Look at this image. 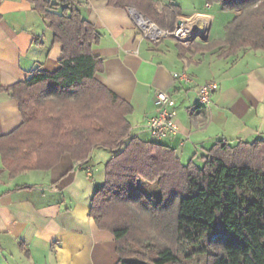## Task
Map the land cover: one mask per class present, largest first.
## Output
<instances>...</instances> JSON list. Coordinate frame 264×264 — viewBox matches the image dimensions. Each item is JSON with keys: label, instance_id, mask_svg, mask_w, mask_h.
Returning <instances> with one entry per match:
<instances>
[{"label": "trees", "instance_id": "trees-1", "mask_svg": "<svg viewBox=\"0 0 264 264\" xmlns=\"http://www.w3.org/2000/svg\"><path fill=\"white\" fill-rule=\"evenodd\" d=\"M31 1L62 57L56 72L36 69L25 81L0 88L23 116L14 132L0 138L11 173L51 169L65 154L84 165L93 149H108L112 156L90 216L114 235L118 264H264V141L217 142L200 167L184 165L168 145L134 135L128 119L133 106L97 79L105 68L93 53L101 34L82 16L79 0ZM173 1L108 3L134 8L173 31L180 13ZM205 2L238 14L223 40L201 50L219 49L224 57L241 49L264 52V0ZM197 45L177 46L183 55Z\"/></svg>", "mask_w": 264, "mask_h": 264}, {"label": "crops", "instance_id": "crops-1", "mask_svg": "<svg viewBox=\"0 0 264 264\" xmlns=\"http://www.w3.org/2000/svg\"><path fill=\"white\" fill-rule=\"evenodd\" d=\"M173 3L180 8L175 28L187 22L209 36L194 40L198 45L183 55L173 36L158 42L146 37L131 9L114 8L108 0H79L77 6L101 34L93 53L105 68L97 79L133 106L132 133L175 149L184 165L202 167L217 142L264 141V52L241 49L224 57L219 49L201 50L225 38L228 23L212 36L220 8L213 10L216 4L205 0ZM232 13L234 19L238 12ZM61 57L62 47L31 0H0V88L25 81L36 69L56 72ZM175 73L188 74L192 82ZM214 81L217 91L201 105L200 86ZM159 90L176 101L179 128L161 140L148 129ZM22 122L16 100L0 89V138ZM104 179L105 167H96L93 158L76 166L69 154L51 169L13 175L0 152V264H118L114 235L90 216L91 199Z\"/></svg>", "mask_w": 264, "mask_h": 264}, {"label": "built area", "instance_id": "built-area-1", "mask_svg": "<svg viewBox=\"0 0 264 264\" xmlns=\"http://www.w3.org/2000/svg\"><path fill=\"white\" fill-rule=\"evenodd\" d=\"M135 13L136 12L131 11L136 25L141 29L144 35L151 40L158 42L166 36H174L184 45L190 43L195 29L191 28L187 22H181L173 31L162 30L144 16L140 17L141 23L137 20ZM174 76L187 83L192 82V78L186 73H175ZM218 87L219 84L215 81L200 86L201 105H207L211 102L212 96L217 91ZM156 106L157 113L148 120V129L151 136L154 139L161 140L176 135L179 131L176 122V101L168 92L159 90L156 93Z\"/></svg>", "mask_w": 264, "mask_h": 264}, {"label": "rangeland", "instance_id": "rangeland-1", "mask_svg": "<svg viewBox=\"0 0 264 264\" xmlns=\"http://www.w3.org/2000/svg\"><path fill=\"white\" fill-rule=\"evenodd\" d=\"M216 8H220L219 9L220 12L218 14H216L217 16L215 18V22L213 25L212 36L215 35V33L217 32L219 27H222V25L229 23V21L231 22L233 20V15H232L233 13L232 12L223 11L222 7L218 4H216V6L214 7L213 10H216ZM115 153H117V152H115ZM111 155H112V153L110 150L98 147V148L93 149L92 154H91V158H93V161H94L96 167H98L100 169V168H102V167L104 168L106 166L105 163L111 158ZM151 257L153 259H155L157 256L154 252H152ZM148 263L154 264L151 261H149Z\"/></svg>", "mask_w": 264, "mask_h": 264}, {"label": "water", "instance_id": "water-1", "mask_svg": "<svg viewBox=\"0 0 264 264\" xmlns=\"http://www.w3.org/2000/svg\"><path fill=\"white\" fill-rule=\"evenodd\" d=\"M130 9H131V11L136 12L140 17H143V15L140 12H138L136 9H134V8H130ZM180 24H181V22H179L178 25H180ZM199 37L201 39H203V40H208L209 39L208 32H202L201 33V32H198V31L195 30L194 33H193L192 38L190 39V42L196 40Z\"/></svg>", "mask_w": 264, "mask_h": 264}, {"label": "bare ground", "instance_id": "bare-ground-1", "mask_svg": "<svg viewBox=\"0 0 264 264\" xmlns=\"http://www.w3.org/2000/svg\"><path fill=\"white\" fill-rule=\"evenodd\" d=\"M135 16L137 17V20L141 22V18H140V16L137 13H135Z\"/></svg>", "mask_w": 264, "mask_h": 264}]
</instances>
